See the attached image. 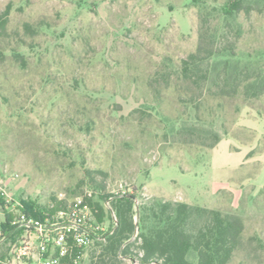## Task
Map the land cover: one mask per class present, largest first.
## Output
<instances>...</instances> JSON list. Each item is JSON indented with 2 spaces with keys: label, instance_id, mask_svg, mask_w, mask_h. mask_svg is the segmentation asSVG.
Here are the masks:
<instances>
[{
  "label": "rangeland",
  "instance_id": "1",
  "mask_svg": "<svg viewBox=\"0 0 264 264\" xmlns=\"http://www.w3.org/2000/svg\"><path fill=\"white\" fill-rule=\"evenodd\" d=\"M245 5L237 54L264 72V0ZM198 13L191 0H0V227L14 206L43 214L87 196L107 232L112 196L134 193L135 222L144 199L239 217L228 264H264V94L224 102L212 127L227 134L189 150L165 141L170 127L145 85L164 57L196 48ZM221 25L218 16L205 27L219 34ZM160 109L167 120L193 116Z\"/></svg>",
  "mask_w": 264,
  "mask_h": 264
},
{
  "label": "trees",
  "instance_id": "2",
  "mask_svg": "<svg viewBox=\"0 0 264 264\" xmlns=\"http://www.w3.org/2000/svg\"><path fill=\"white\" fill-rule=\"evenodd\" d=\"M246 1L229 0L217 9L206 11L205 0H191L199 7L201 21L197 27L196 48L178 62L164 57L158 69L145 79L162 121L170 127L163 138L178 149L214 148L222 135L227 134L224 130L220 135L212 127L216 117L221 115L224 102L239 96L245 100L256 99L264 94V72L254 69L250 54L244 62L237 54L240 26L236 19L241 12L246 15L250 12ZM215 13L219 14L214 16ZM218 16L222 18L219 34L205 27L209 19L216 20ZM167 103L183 108L184 114L190 111L192 118L188 120L190 115H187L188 118L167 120L160 111ZM83 202L91 208L95 221L102 224L105 220L102 207L87 196L83 197ZM110 204L117 225L111 226L100 239L93 240L88 264H127L129 261L228 264L243 232L239 217L186 203L144 199L138 208L137 222L134 221V193L112 196ZM65 205L55 201L46 213L56 212ZM23 211L42 216L32 210ZM11 218L7 213L0 227V244L8 246L2 260L20 237V231L13 232L9 227Z\"/></svg>",
  "mask_w": 264,
  "mask_h": 264
},
{
  "label": "built area",
  "instance_id": "3",
  "mask_svg": "<svg viewBox=\"0 0 264 264\" xmlns=\"http://www.w3.org/2000/svg\"><path fill=\"white\" fill-rule=\"evenodd\" d=\"M9 213V227L20 231V237L5 254L3 264H78L82 252L105 233L83 197L41 217L25 213L20 206ZM110 222L112 227L117 225L113 211Z\"/></svg>",
  "mask_w": 264,
  "mask_h": 264
}]
</instances>
